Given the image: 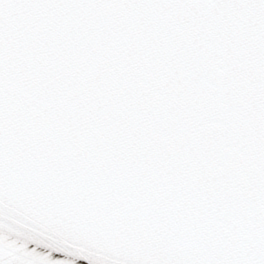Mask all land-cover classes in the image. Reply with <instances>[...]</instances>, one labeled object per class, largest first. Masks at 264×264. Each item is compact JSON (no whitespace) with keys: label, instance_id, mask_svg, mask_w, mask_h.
Wrapping results in <instances>:
<instances>
[{"label":"snow or ice","instance_id":"6c2138e0","mask_svg":"<svg viewBox=\"0 0 264 264\" xmlns=\"http://www.w3.org/2000/svg\"><path fill=\"white\" fill-rule=\"evenodd\" d=\"M0 264H264V0H0Z\"/></svg>","mask_w":264,"mask_h":264}]
</instances>
